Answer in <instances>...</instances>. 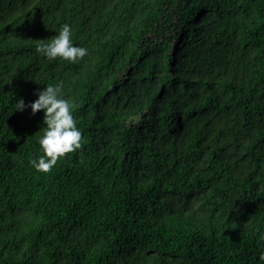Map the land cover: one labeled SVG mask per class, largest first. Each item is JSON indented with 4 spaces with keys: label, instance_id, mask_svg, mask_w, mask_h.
<instances>
[{
    "label": "trees",
    "instance_id": "16d2710c",
    "mask_svg": "<svg viewBox=\"0 0 264 264\" xmlns=\"http://www.w3.org/2000/svg\"><path fill=\"white\" fill-rule=\"evenodd\" d=\"M64 23L78 62L37 50ZM61 82L45 173L14 109ZM0 264H264V0H0Z\"/></svg>",
    "mask_w": 264,
    "mask_h": 264
},
{
    "label": "clouds",
    "instance_id": "9594fccd",
    "mask_svg": "<svg viewBox=\"0 0 264 264\" xmlns=\"http://www.w3.org/2000/svg\"><path fill=\"white\" fill-rule=\"evenodd\" d=\"M73 28L69 23L60 26L59 31L50 41L38 39L37 50L48 58L63 57L72 62L84 58L89 49L73 43ZM30 107L35 114L44 111L47 128L39 137L44 155L33 158L31 164L41 172H50L58 160L65 154L75 151L82 146V130L73 113L74 103L63 94V82L48 84L38 90V98L25 103L21 97L16 100L15 109L23 111Z\"/></svg>",
    "mask_w": 264,
    "mask_h": 264
}]
</instances>
